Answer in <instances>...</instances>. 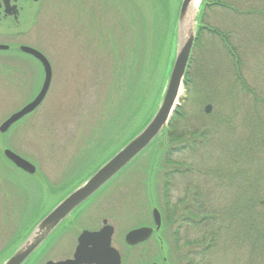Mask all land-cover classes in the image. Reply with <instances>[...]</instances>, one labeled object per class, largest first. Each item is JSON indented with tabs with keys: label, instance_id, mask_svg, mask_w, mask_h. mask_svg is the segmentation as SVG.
Listing matches in <instances>:
<instances>
[{
	"label": "rangeland",
	"instance_id": "rangeland-1",
	"mask_svg": "<svg viewBox=\"0 0 264 264\" xmlns=\"http://www.w3.org/2000/svg\"><path fill=\"white\" fill-rule=\"evenodd\" d=\"M181 1L178 0L180 4ZM222 1L243 13H255L246 17L219 8L205 10L204 25L228 36L232 45L238 46L237 35H241L240 43L244 45L241 64L233 66L219 38L202 35V47L195 48L189 71L193 84L189 93L183 88L178 101L177 108L186 113L187 122L180 120L177 129L179 134L201 133L205 129L210 133L198 151L174 150L172 158L175 161L189 159L187 162L193 171L200 175L203 189H209L210 210L223 208L227 214L231 211V202L234 203L242 191L239 182H235L233 176L226 177L224 170L237 163V159L243 160L241 155H235L234 147L243 146L240 140L246 138L255 125H260L259 118L264 124V106L255 100L264 101V0ZM90 4L91 0H40L34 4L33 22L27 35L21 34L17 39H12V35L10 38L0 36V44H11L16 49L20 45L37 49L52 66V84L41 107L14 124L7 134H0L1 151L9 147L21 158L34 163L38 172L22 174L0 158L3 165L0 169V264L8 260L13 249H7L15 241L13 238L8 243L10 238L17 230L22 236L42 209L41 203L30 196L34 190L37 193L44 189L42 174H49L53 181L60 177L52 172V157L65 158L63 164L73 165L71 168L79 164L84 169L95 160L89 156L94 154V147L104 142L102 138L109 130V118L104 109L107 87L95 84L89 68L81 69L83 65L78 67L77 62L79 43L85 35L80 25L81 13L88 11ZM237 73L241 76L240 82ZM41 81V69L32 58L17 51L0 53V126L33 98ZM207 105L212 106L209 114L205 113ZM186 139L191 145L199 136H186L183 141L174 143V148L186 145H182ZM120 140V137L116 139L117 145L121 144ZM99 154L106 160L111 152L104 149ZM148 163L146 151L123 172L124 176L117 183L124 188L145 189L141 179ZM261 179L264 196V176ZM142 196L136 204H146ZM195 227L186 233V239L201 245L202 237L203 242L215 238L206 250L209 264H264V244L243 242V239L235 243L232 230L223 229V225L205 230Z\"/></svg>",
	"mask_w": 264,
	"mask_h": 264
},
{
	"label": "trees",
	"instance_id": "trees-1",
	"mask_svg": "<svg viewBox=\"0 0 264 264\" xmlns=\"http://www.w3.org/2000/svg\"><path fill=\"white\" fill-rule=\"evenodd\" d=\"M214 2L219 6L224 3L222 0ZM179 6L178 0H91L89 10L81 13L80 25L85 35L77 50L78 67H88L94 83L107 87L104 109L109 118V130L102 138H105L104 142L94 147V154L89 157L95 160L90 162L89 167H92L89 171L82 173L81 181L104 161L99 153L105 149L112 155L141 131L154 114L175 57ZM205 6L202 5L198 18L195 48L202 47V35L206 30ZM217 32V29L213 30L214 34ZM12 51L16 50L11 48L7 53ZM192 84L187 73L185 88L188 93ZM242 85H245L244 81ZM243 89L248 91L247 87ZM255 100L264 106V101ZM180 120L187 122L182 108L173 116L166 131L146 150L149 163L141 179V186L145 189L157 188L159 181L167 188L166 182L170 181L173 167L185 166L172 160L174 150L194 153L207 140L210 133L207 129L201 133L184 131L179 134L177 123ZM197 135L199 139L191 141V145L186 139L182 143L186 145L174 148L177 141ZM118 137L122 140L119 145L116 144ZM241 140L243 146L236 150L235 155H241L243 160L227 166L224 173L239 182L242 192L235 197L234 203L231 202V211L226 214L223 229L232 230L235 243L243 239V242L264 244V196L260 187L264 176V124L255 125L250 134ZM228 222L232 224L228 225Z\"/></svg>",
	"mask_w": 264,
	"mask_h": 264
},
{
	"label": "flooded vegetation",
	"instance_id": "flooded-vegetation-1",
	"mask_svg": "<svg viewBox=\"0 0 264 264\" xmlns=\"http://www.w3.org/2000/svg\"><path fill=\"white\" fill-rule=\"evenodd\" d=\"M34 4V0H0V36L10 38L12 35L14 36L12 39H17L18 36H22L21 34L27 35L33 22ZM216 4L218 3L214 0L205 1L206 8L209 9L219 8L225 12H235L239 16L245 14L246 17L255 15L252 11L248 13L238 11L225 2L223 6ZM213 30L206 26L204 37L208 35L219 38L226 57L231 59L233 66L241 64V55L244 52V45L240 43L241 35H237L238 46H234L228 36L220 31L214 34ZM7 46L9 49L0 53L9 52L12 45L7 44ZM20 47L21 45L18 48L19 52ZM33 60L44 75L41 63ZM190 69L191 67L189 71ZM236 75H238L237 81L240 82V74ZM189 77L191 80L190 74ZM40 89L41 85L33 99ZM254 112L257 113L258 110L255 109ZM259 119L258 123H263L262 119ZM236 149L237 147H234L235 151ZM0 158L12 169L27 174L4 156ZM52 158L50 160L54 164L52 172L54 175L59 174L60 177L53 181L49 174H42L44 189L40 192L37 190V193L34 190L33 194H30L31 199L41 203L42 209L37 212L39 214L36 221L30 223L22 236L17 230L15 236L10 238L8 243H11L13 238L15 241L7 248L9 250L13 248L8 254L9 258L35 226L82 183V173L91 168L87 166L82 169L79 164H77L79 168L78 166L71 168L73 165L63 164L65 158ZM172 160L175 161L173 158ZM181 160L184 162L180 160L176 162L185 166L173 167L170 181L166 182L167 188L163 187L162 181H159L155 189L124 188L117 183L124 176V173H120L63 220L24 264H209L205 258L206 250L209 248V242H213L215 238L210 237L208 242L206 240L203 242L204 237H202L201 245H198L186 239L185 235L192 231L194 226L204 230L210 227L219 228L226 223V213L223 208L217 211L210 210L209 189H203L200 175L193 171V167L187 162L189 159L181 158ZM0 166L1 169L3 165L0 163ZM143 193L146 204H136L140 202ZM155 210L160 215V223L155 217ZM141 229L150 231L139 237L129 238L132 232ZM192 248H195V251Z\"/></svg>",
	"mask_w": 264,
	"mask_h": 264
},
{
	"label": "water",
	"instance_id": "water-1",
	"mask_svg": "<svg viewBox=\"0 0 264 264\" xmlns=\"http://www.w3.org/2000/svg\"><path fill=\"white\" fill-rule=\"evenodd\" d=\"M40 0H34L35 3ZM206 0H182L177 16V43L174 61L164 89L162 98L150 121L131 140L120 148L113 156L100 166L91 176L82 182L67 196L47 217L42 219L26 237L14 254L4 264H24L31 255L42 245L48 235L65 220L77 207L82 205L111 180L132 164L151 144L162 135L172 117L177 112L181 92L196 41L198 16L200 7ZM6 45H0V51L8 50ZM25 53L39 61L44 70L43 84L38 95L18 112L8 117L0 126V134L7 133L21 119L32 114L44 101L52 82V68L48 59L38 50L22 46ZM212 106L205 107L209 114ZM4 156L17 168L27 174L34 175L36 167L21 158L13 151L5 149ZM155 217L160 223V215L155 210ZM149 229L132 232L129 238L139 237L148 233Z\"/></svg>",
	"mask_w": 264,
	"mask_h": 264
}]
</instances>
